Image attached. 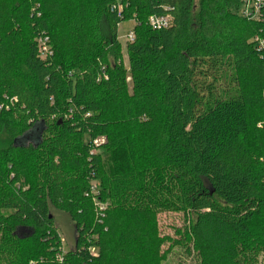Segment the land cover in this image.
<instances>
[{
	"label": "trees",
	"instance_id": "obj_1",
	"mask_svg": "<svg viewBox=\"0 0 264 264\" xmlns=\"http://www.w3.org/2000/svg\"><path fill=\"white\" fill-rule=\"evenodd\" d=\"M246 3L0 0V264H167L177 246L264 264V0ZM163 212L185 217L177 241Z\"/></svg>",
	"mask_w": 264,
	"mask_h": 264
},
{
	"label": "rangeland",
	"instance_id": "obj_2",
	"mask_svg": "<svg viewBox=\"0 0 264 264\" xmlns=\"http://www.w3.org/2000/svg\"><path fill=\"white\" fill-rule=\"evenodd\" d=\"M251 8L254 12L255 10L253 9L254 5L251 2L248 6ZM257 15H254L256 17ZM135 28L134 24L132 22H123L119 26V41L121 42L123 46V60L125 63V66H128V61H127V51L125 50L126 46L129 41L126 40L127 35L129 34L130 31H133ZM26 141V140H24ZM55 221H56V226L59 228V231L62 235V240H63V247L64 249L71 248L74 245V240H75V230L74 227L70 221V219L66 216V214H60L57 211L53 212ZM158 223H159V228H160V233L162 237H168L170 239L177 241L178 236L176 235V231L178 229H183L186 226L185 222V217L182 213H177V212H163L159 214L158 216ZM18 235L20 237H26L29 236L32 233L31 229H22L18 230ZM180 237V236H179ZM172 242H167L165 246H163V250L167 251ZM183 247L177 246L174 250H172L170 256L171 260L167 262V264H177L179 261L184 262L186 264H195V259L192 255H186V251L182 250ZM263 256V254H261ZM260 255V264H262V256Z\"/></svg>",
	"mask_w": 264,
	"mask_h": 264
},
{
	"label": "built area",
	"instance_id": "obj_3",
	"mask_svg": "<svg viewBox=\"0 0 264 264\" xmlns=\"http://www.w3.org/2000/svg\"><path fill=\"white\" fill-rule=\"evenodd\" d=\"M251 2H252L251 0H247L244 13L249 17H252V16L254 17V15H258V13H259V9L261 6L260 3L262 2V0H257L254 3L252 2L254 5L253 9L255 10V12L251 8L248 7ZM116 8L118 10V16L122 17V14H121L122 13V11H121L122 7L119 4V2H118V5L116 6ZM113 9L115 10V7H113ZM171 22H172V18L169 15H152L149 18L148 24L153 30H161V29L168 28L171 25ZM132 23L134 24V26L137 25V22L135 20ZM134 37H135L134 31H130L126 37V40L129 42H133L135 39ZM260 46L261 47L264 46V42H260ZM38 50H39V54L41 55V58H43V59H45L49 55H51L48 37L42 36L38 39ZM97 192H98L97 191V185L93 184L92 194L96 195ZM100 209L103 210V206H101ZM92 254L93 255L96 254L95 250L92 251ZM60 260H62V259H60Z\"/></svg>",
	"mask_w": 264,
	"mask_h": 264
}]
</instances>
